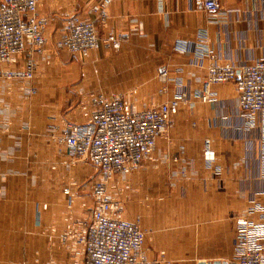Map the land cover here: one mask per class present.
<instances>
[{
  "label": "crops",
  "instance_id": "crops-1",
  "mask_svg": "<svg viewBox=\"0 0 264 264\" xmlns=\"http://www.w3.org/2000/svg\"><path fill=\"white\" fill-rule=\"evenodd\" d=\"M38 2L51 41L67 15L84 16L101 0ZM218 4L210 11L194 0H111L99 33L122 35L119 49L101 46L87 56L50 50L49 62L38 56L32 80L0 78V264L66 263L56 239L66 225L64 188L72 217L89 216L96 171L70 162L50 129L85 122L76 93L110 98L135 88L137 106L186 93L154 159L129 178L150 200H134L125 212L145 233L148 261L227 262L236 219L251 209L250 220L264 223V112L244 114L233 82L208 84L205 54L236 68L264 58V0ZM205 139L215 152L211 161L202 156ZM121 178H113V196Z\"/></svg>",
  "mask_w": 264,
  "mask_h": 264
},
{
  "label": "built area",
  "instance_id": "built-area-1",
  "mask_svg": "<svg viewBox=\"0 0 264 264\" xmlns=\"http://www.w3.org/2000/svg\"><path fill=\"white\" fill-rule=\"evenodd\" d=\"M110 1L93 4L84 16L67 15L50 41L46 36L48 18L40 14L38 0H0V78L32 80L38 56L45 60L50 50L87 56L101 46L119 49L122 35L99 33L108 19ZM194 3L210 11L219 7L218 0ZM205 54L209 57L208 84L233 82L238 106L244 114L253 117L264 112V58L236 68L219 61L211 52ZM79 95L78 106L88 112L85 122L62 121L59 129L50 127L52 138L70 162L89 163L96 171L87 219L72 217V195L69 188L63 190L69 195L64 212L66 225L56 239L65 251V264H156L145 258L144 231L138 222L123 218L124 206L112 195L110 187L114 186L115 176L129 174L143 162L154 159L156 142L171 128L173 116L187 101L186 93L139 108L134 102L135 88L110 98ZM203 143V158L213 160L215 152L209 139ZM251 213L250 209L236 219L234 251L226 264H264V223L252 222ZM50 232L55 233V228L51 227ZM46 264L60 263L52 259Z\"/></svg>",
  "mask_w": 264,
  "mask_h": 264
},
{
  "label": "rangeland",
  "instance_id": "rangeland-1",
  "mask_svg": "<svg viewBox=\"0 0 264 264\" xmlns=\"http://www.w3.org/2000/svg\"><path fill=\"white\" fill-rule=\"evenodd\" d=\"M59 57L58 56H55V60H57ZM75 99H73V102L75 103V105H78V101L80 99V95L76 93L75 95ZM136 106H137V102L136 100H134ZM142 105H139L137 106L138 108L141 107ZM140 167V166H139ZM138 167V168H139ZM137 168V169H138ZM136 169V170H137ZM140 169V168H139ZM136 170L132 171L131 173L129 174H122V175H117V176H122L123 178H121V180L123 181L122 185L120 187H114L112 188V190H115V194H114V197L116 199H119L120 202L123 204L124 206V210H123V218H126L125 217V212L127 211V207H130V205L132 204V202H135L134 200H136V204L137 205H145L147 204L148 202H150L149 198H147L145 195L142 194L143 192V189H141L140 187L141 186H138L137 187H133L134 188V193L135 195L132 193V186H131V182H130V179L132 177V175L134 174V172H136ZM130 178V179H129ZM144 188V187H143ZM111 191V190H110ZM112 192V191H111ZM139 194V195H138ZM113 195V194H112ZM158 197V195H157ZM154 200H157L156 198ZM127 220V219H126ZM138 222V219L132 221V222ZM139 224V223H138Z\"/></svg>",
  "mask_w": 264,
  "mask_h": 264
},
{
  "label": "water",
  "instance_id": "water-1",
  "mask_svg": "<svg viewBox=\"0 0 264 264\" xmlns=\"http://www.w3.org/2000/svg\"><path fill=\"white\" fill-rule=\"evenodd\" d=\"M198 264H226V262L225 261H213V262L199 261Z\"/></svg>",
  "mask_w": 264,
  "mask_h": 264
}]
</instances>
